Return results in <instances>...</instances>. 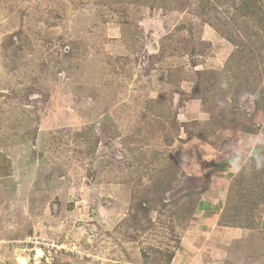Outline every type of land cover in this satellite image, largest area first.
I'll return each instance as SVG.
<instances>
[{"label": "rangeland", "instance_id": "obj_1", "mask_svg": "<svg viewBox=\"0 0 264 264\" xmlns=\"http://www.w3.org/2000/svg\"><path fill=\"white\" fill-rule=\"evenodd\" d=\"M195 6L0 0V264H194L214 157L241 158L231 201L264 193V107L220 75L243 24ZM257 201L242 264H264Z\"/></svg>", "mask_w": 264, "mask_h": 264}, {"label": "trees", "instance_id": "obj_2", "mask_svg": "<svg viewBox=\"0 0 264 264\" xmlns=\"http://www.w3.org/2000/svg\"><path fill=\"white\" fill-rule=\"evenodd\" d=\"M195 4L199 13V16L204 18V20L213 26L220 34L226 36V33L221 30L220 24L209 19L208 16L211 15V12L218 10L231 11L229 13H234V16L237 20H241L243 31L240 33L239 30H236L235 35H228L226 38L234 42L236 46L235 52L228 58L227 65L223 67L221 76H223L222 84L224 88H231L234 84V81L241 76H244L247 73L246 77V90L248 93L254 96L256 104L260 107H264V0H195ZM232 13V14H233ZM246 39V41H242ZM22 47L28 48L29 41L27 39L20 40ZM240 44V45H238ZM233 77V78H232ZM256 151V150H255ZM256 159L255 152L251 155ZM250 156V157H251ZM257 160V159H256ZM7 167V168H6ZM3 167V172L8 170V166ZM1 168V167H0ZM238 173V172H237ZM237 176V174H236ZM235 176V177H236ZM234 177V178H235ZM233 178V179H234ZM231 185V183H230ZM228 188L224 210L220 216V223L226 227H233L236 223L233 220H238L237 217H247L245 215L248 210H253L255 205L259 204L257 201L258 198H261V201L264 199V193L262 191L257 192L255 189H250V197L243 203L234 197L231 201L232 190ZM239 197H242L240 195ZM198 204V203H197ZM250 206L247 209L246 206ZM197 208V206H196ZM224 212H227L228 218H223ZM226 219V221L224 220ZM185 220L187 218L185 217ZM243 222L239 221V224ZM228 225V226H227ZM144 257L148 259L146 252H143ZM164 258V257H163ZM160 258H155L158 260ZM160 263V262H157Z\"/></svg>", "mask_w": 264, "mask_h": 264}, {"label": "crops", "instance_id": "obj_3", "mask_svg": "<svg viewBox=\"0 0 264 264\" xmlns=\"http://www.w3.org/2000/svg\"><path fill=\"white\" fill-rule=\"evenodd\" d=\"M252 136L257 137V135ZM240 140H244L239 143L243 146L242 148H246L249 156H251L255 152L254 143L248 145L247 142L248 140L254 141V138H241ZM234 152L239 153V149L237 148ZM212 154L214 155V153ZM238 155L226 157L219 154L214 157V162L210 167L211 174L214 175L211 188L208 190L210 194L200 198L197 204L198 218L210 230L202 232V236H205L202 245L197 247L194 246L195 244L193 245L196 252L193 260L194 264H242L244 262L242 258L244 257L241 253L245 251L240 249L239 246L243 245L246 252L249 251L254 257H258L259 248H248L252 244L249 241L254 238L252 231L221 227L219 225L220 216L225 206L228 183L236 176L239 170L237 162L241 158L236 157ZM261 227L264 228V216ZM195 237L197 236L195 235ZM249 257L251 256L249 255ZM247 264H260V262L257 258H252L251 262L249 261Z\"/></svg>", "mask_w": 264, "mask_h": 264}]
</instances>
